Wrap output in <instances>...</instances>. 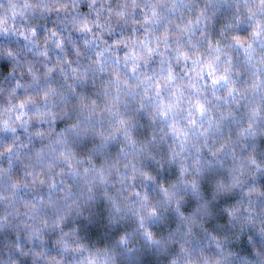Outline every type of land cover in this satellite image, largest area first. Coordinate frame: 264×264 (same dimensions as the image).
I'll return each instance as SVG.
<instances>
[{
	"label": "clouds",
	"instance_id": "obj_1",
	"mask_svg": "<svg viewBox=\"0 0 264 264\" xmlns=\"http://www.w3.org/2000/svg\"><path fill=\"white\" fill-rule=\"evenodd\" d=\"M0 264H264V0H0Z\"/></svg>",
	"mask_w": 264,
	"mask_h": 264
}]
</instances>
